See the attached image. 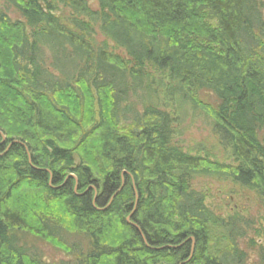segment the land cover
Returning a JSON list of instances; mask_svg holds the SVG:
<instances>
[{
	"label": "trees",
	"instance_id": "trees-1",
	"mask_svg": "<svg viewBox=\"0 0 264 264\" xmlns=\"http://www.w3.org/2000/svg\"><path fill=\"white\" fill-rule=\"evenodd\" d=\"M94 1L98 11L89 0H0V264H45L20 232L68 253L61 234L83 236L75 264H246L250 223L217 216L193 183L228 181L264 204L257 0ZM96 28L128 59L97 44ZM130 81L211 117L235 164L174 145L167 109L121 110Z\"/></svg>",
	"mask_w": 264,
	"mask_h": 264
},
{
	"label": "rangeland",
	"instance_id": "rangeland-1",
	"mask_svg": "<svg viewBox=\"0 0 264 264\" xmlns=\"http://www.w3.org/2000/svg\"><path fill=\"white\" fill-rule=\"evenodd\" d=\"M257 2L264 17V0H257ZM0 6L4 5L0 4ZM89 6L92 10H99L94 0H89ZM1 9L5 10L4 7ZM7 13L13 20L19 18L13 10ZM68 16V11L61 14L63 20H66ZM94 40L99 45L106 43L110 52L128 59L124 51L101 35L97 28L94 32ZM46 65L50 67L49 55ZM155 80L158 81L159 78L155 77ZM128 85V99L121 105V110L130 109L141 112L149 104L167 109L174 119L172 124L174 145L182 148L186 153L207 157L222 164H235L231 152L220 145L211 117L189 104H184L177 98L170 100L165 90L159 89L156 83L144 82L138 86L130 81ZM199 100L212 107L218 103L217 99L208 92H201ZM131 111L126 114L130 120ZM120 127L122 131H126L132 127V123L123 119ZM193 187L204 195L206 206L220 218L228 219L230 216L239 214L250 223L247 238L239 240L240 249L246 253V264H264V204L259 197L254 192L243 190L231 182L211 178H198L193 183ZM16 239L19 246L24 248L28 254L39 258L45 264H75L78 256L89 250L88 241L73 232H64L60 236L61 241L73 250L71 253L51 241L42 240L28 232L18 233Z\"/></svg>",
	"mask_w": 264,
	"mask_h": 264
},
{
	"label": "water",
	"instance_id": "water-1",
	"mask_svg": "<svg viewBox=\"0 0 264 264\" xmlns=\"http://www.w3.org/2000/svg\"><path fill=\"white\" fill-rule=\"evenodd\" d=\"M4 141V140H3ZM77 191V188H75V192ZM127 221L129 222V218L127 219Z\"/></svg>",
	"mask_w": 264,
	"mask_h": 264
}]
</instances>
